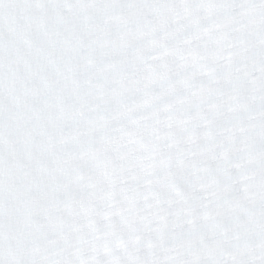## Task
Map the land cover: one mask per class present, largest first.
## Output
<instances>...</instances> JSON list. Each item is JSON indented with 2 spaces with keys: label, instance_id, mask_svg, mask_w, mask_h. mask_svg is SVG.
Returning a JSON list of instances; mask_svg holds the SVG:
<instances>
[{
  "label": "snow or ice",
  "instance_id": "6c2138e0",
  "mask_svg": "<svg viewBox=\"0 0 264 264\" xmlns=\"http://www.w3.org/2000/svg\"><path fill=\"white\" fill-rule=\"evenodd\" d=\"M0 264H264V0H0Z\"/></svg>",
  "mask_w": 264,
  "mask_h": 264
}]
</instances>
